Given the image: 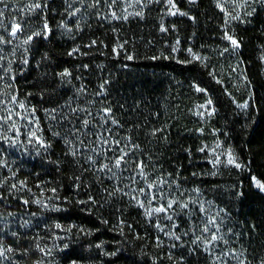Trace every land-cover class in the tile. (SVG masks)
Returning <instances> with one entry per match:
<instances>
[{
	"label": "trees",
	"instance_id": "obj_1",
	"mask_svg": "<svg viewBox=\"0 0 264 264\" xmlns=\"http://www.w3.org/2000/svg\"><path fill=\"white\" fill-rule=\"evenodd\" d=\"M250 1L247 12L251 15L244 14L226 27L216 0H175L187 14L173 20L184 49L193 47L214 60L212 49L225 30L239 41L236 57L241 84L229 80L224 71L216 79L210 64L185 53L175 56L160 39L158 25L151 22L115 27L130 35L128 45L133 48L124 59L115 52L111 27L92 19L70 24L63 0H3L0 11L9 12L7 17L22 27L18 44L23 51L9 56V43L0 44L4 52L0 53L4 57L0 60V117L6 114L7 104L17 110L22 102L49 148L43 155L11 166L0 161V209H20L24 193L47 191L57 195L62 205L58 219L83 226L91 243L107 241L120 264H150L151 234L129 238L114 228L117 209L124 219L141 227L138 208L113 196L103 175L88 169L79 153L65 144L75 140L85 145L100 134L106 146L103 157L118 159L127 153L124 160L135 168L142 163L149 175L168 177L180 186L187 183L209 195L234 222L235 243L247 264H264V191L253 180L264 183V0ZM37 2L41 7L29 11L27 6ZM45 23L46 34L22 44L33 33H44ZM61 24L72 29L78 51L73 52L65 40ZM8 33L9 26L0 30V36L11 40ZM216 65L219 73L221 66ZM65 70L70 75L62 76ZM248 93L246 110L239 109L229 95L244 101ZM205 94L215 112L205 125L195 124L189 107ZM94 103L110 109L111 122L105 126L96 122L91 114L96 113ZM85 117L102 131L91 130L84 124ZM154 130H158L155 135ZM209 138L230 147L242 167L212 168L201 151L203 140ZM125 141L128 148L116 147L115 143ZM29 207L40 209L32 203ZM22 234V228H17V235ZM71 252L76 253L71 258L80 259L78 250ZM154 252L161 257V250ZM190 257V263H197L194 255Z\"/></svg>",
	"mask_w": 264,
	"mask_h": 264
},
{
	"label": "rangeland",
	"instance_id": "obj_2",
	"mask_svg": "<svg viewBox=\"0 0 264 264\" xmlns=\"http://www.w3.org/2000/svg\"><path fill=\"white\" fill-rule=\"evenodd\" d=\"M63 2L68 13L79 9L76 15L68 16L67 20L70 24L76 25L92 19L111 27L115 33V52H121L124 59L127 58L124 54L127 55L133 46L128 45L129 34L122 33L115 27L124 22L129 24L151 22L154 26L158 25V31L161 34L160 39L175 56L178 57L181 53H185L192 58L188 51L191 49L192 53L202 58L201 61L210 64L216 79H221L218 74H223L224 71L227 72L229 80L243 84L236 57L238 48L233 49L230 41L224 38L225 32L232 36L229 31L225 30L224 35L220 37V41L212 49L213 56H216L214 60L209 59L203 52L197 51L193 47L188 46L187 49H184L183 40L179 37V33L174 31L173 20L187 16V14L178 8L175 0L176 9L179 10L176 15L169 14L170 5L166 3V0H151V2L149 0H115V2L113 0H63ZM241 2L242 0H220L225 9L223 11L225 20L226 13L234 14L238 11L241 17L244 16L251 6V1L248 0L247 6L242 9L236 8L235 5ZM2 12L0 30L9 26L10 32L15 21L7 17L10 15L9 12ZM139 12H142L143 15H136ZM113 13H115V17ZM179 13H185L186 15H180ZM125 17L127 18L125 19ZM162 24L166 31H161ZM225 26L228 27L229 23ZM60 27L64 29L65 40L70 42L72 48H74L72 29L63 24ZM169 28L171 31H169ZM20 34L21 31L16 37L11 38L12 43L9 44L11 52L6 53L9 56L23 51H21L18 44ZM174 48L175 51H173ZM1 51L0 53L4 54ZM216 64L221 66L219 73ZM229 95L237 107L247 102L246 108L238 107L239 109L246 110L248 108L250 104L249 93L244 101H238L232 94ZM209 99L208 94L197 96L190 105L188 112L195 124L205 125L215 112L213 103L211 105L207 104ZM201 105L204 107H200ZM99 106L100 104L94 103L93 107H95L96 113L91 114L97 120L96 122H101L102 126H105L112 121V118L109 112L106 113L105 109ZM5 112L6 114L0 117V161L3 162V165L11 166L19 163L21 159L27 160L35 155L47 153L49 145L41 137V130L38 129L35 117L29 110L25 107H19L16 110L9 103L6 105ZM209 113L211 114L209 115ZM9 116H11V119H8ZM86 116L88 117V115ZM95 120L93 121L95 122ZM13 125L19 131L18 139L17 132L10 130ZM87 126L96 132L103 129L99 125L92 127L90 123ZM200 130L198 131L200 132ZM31 132H35L36 136L43 140L48 147H42L35 139H32L30 143L29 133ZM14 139L16 140L15 144L11 143ZM101 139L99 134L96 140L91 141L89 139L90 143L85 145L82 144V141H78L79 145H77L75 140H71L73 143L67 142L65 144L70 147L71 152L79 153L78 156L83 159V164L88 169L94 170L101 176L103 175L112 190L110 192L113 196H120V200L138 208L140 218L143 221L141 227H137L135 223L124 219L122 213L117 209L116 212H113L115 216L114 228L120 236L127 235L129 238H137L136 236L140 234L141 237H144L150 233L152 236L151 245L153 246L151 247L153 251L150 250V247L147 249L150 264H239V260H245V255L238 249L234 239L235 236L231 230L234 222L231 221L227 212L217 202L213 201L209 195L187 183L180 186L168 177H162L159 174L149 175L144 169V175H141L140 169L131 165L130 160H123L121 166L115 168L116 159L112 158L113 156L109 155L106 158L101 155L106 147L104 142L100 141ZM115 145L123 149L129 147V143L126 144V141L123 142V145L120 143H115ZM111 147H113L112 144ZM201 149H203L205 159L208 160L212 168H218L219 166L235 167L227 164L229 150L236 158V163H239L232 149L219 139H204ZM88 157L92 159L89 160ZM217 158H219V163L216 162ZM105 164L111 170L101 171V167ZM149 185H154V187L150 189ZM22 187L25 188V191H30L24 185ZM140 189H144V191L141 192ZM24 194L26 198L21 199L22 206L20 209H0V242H2L5 249L11 247L14 250L7 253V259L0 257L2 264H38V262L39 264H120L115 259L116 253L113 252V255L109 252L110 245L107 241L91 243V235L83 226L67 224L58 219L56 213L62 210V205L57 195L47 191H40L38 194L32 191ZM169 200L178 202L173 205V208L167 214L153 213L151 216L146 215V211L150 208L162 205L166 207ZM37 201H40V203H37ZM137 201L142 202L144 206L140 207ZM29 203L36 204L40 209L32 211ZM184 203L188 205L186 208L181 207V204ZM44 205H47V207ZM169 215L172 217L171 219H168ZM213 219L215 223L209 224L208 221ZM57 224L61 227L57 228ZM157 225H159V228ZM206 225L209 232L203 231ZM17 228H22L24 234L17 235ZM173 233L174 235H172ZM212 233H216L221 239L208 244L206 247L203 241L210 240ZM176 237H179V239H176ZM197 237H200L199 241H197ZM193 241H196V243H193ZM97 245H100V247H97ZM114 245L115 242L111 243V246ZM41 248L45 249V252H41ZM155 249L161 250L159 252L161 257L154 255ZM71 250H78L80 259L71 258L72 254H76ZM49 251L50 255L46 254ZM225 253H229V255H225ZM191 255L195 256L194 260H197V263L189 262L192 258ZM22 259L26 260L22 262Z\"/></svg>",
	"mask_w": 264,
	"mask_h": 264
},
{
	"label": "snow or ice",
	"instance_id": "obj_3",
	"mask_svg": "<svg viewBox=\"0 0 264 264\" xmlns=\"http://www.w3.org/2000/svg\"><path fill=\"white\" fill-rule=\"evenodd\" d=\"M3 0H0V3H2ZM113 2H115V0H113ZM149 2H151V0H149ZM192 2H194V0H192ZM166 3L170 5V8H169V14L171 15H176L177 12L179 11L178 9H176V5L174 3V0H166ZM216 3H217V7L221 9V11H225L224 9V6L220 3V0H216ZM248 4V0H242L241 3H238L235 5L236 8H244L246 7ZM28 10L29 11H33V10H36V9H39L41 7V4L40 3H35V4H32V5H28ZM79 12V9H76L75 11L73 12H70L69 15H76V13ZM180 15H186L185 13H179ZM246 15H251V12H247L245 13ZM3 15V12L0 11V16ZM136 15H139V16H142L143 13L142 12H139V13H136ZM113 16L115 17V13H113ZM127 17H125L126 19ZM241 18V14L240 12L236 11L234 14L233 13H226V20H225V23H230L232 20H239ZM44 28H45V32L44 33H41V32H36V33H33L32 36H28L27 39L23 40L22 41V44L24 45H27L29 44L32 39L35 37V36H39V35H42V34H46V32L49 30L48 29V25L47 23H45L44 25ZM22 31V27L20 24L18 23H15L13 22L12 26H11V31L8 33L9 36L11 37H16L17 34ZM161 31H166V29L164 28L163 24L161 25ZM225 39L229 40L233 49H237L239 48L240 44H239V41L237 39H235L233 36L229 35L227 32H225ZM5 43H12L11 40H6L4 36H0V44H5ZM93 43H95V41H93ZM176 49L174 48L173 51H175ZM75 51H78V49H74L73 52ZM189 53L192 55V60H201L202 58L199 57L198 55L192 53V50L189 49L188 50ZM227 51V49H226ZM69 55H72V53H69ZM4 59L3 56H0V60ZM129 60L132 59L131 56L128 57ZM192 61H188V63H191ZM24 63H27V60L24 61ZM62 76H67V75H70V73L65 70L64 73L61 74ZM197 91H204V89H200L199 87L196 88ZM13 100H15V98H13ZM207 104L208 105H211L212 104V101L209 99L207 101ZM20 107L23 108L24 105L23 103L21 102L20 103ZM200 107H204L203 105H201ZM238 107H242V108H246L247 107V102H245L244 105H238ZM105 112L108 113L110 112V109H105ZM211 113H209L210 115ZM201 115H203V113H201ZM8 119H11V116L8 117ZM89 123V121L86 119L84 121V124L87 125ZM113 123H116V121H113ZM10 130H15L17 132V139L19 138V131L18 129H16L15 125H13L12 129ZM155 131H158V130H154L153 132V135H155ZM29 136H30V140L29 142L31 143L32 142V139H35L37 143H39L42 147H48L47 145L44 144L43 140H41L39 137L36 136V133L35 132H31L29 133ZM4 139H9L8 137H3ZM11 143L15 144L16 143V140H12ZM118 143V142H117ZM201 151H203V149H201ZM73 155H75V153H73ZM127 155V153H123L118 159L115 160V165L114 167L115 168H119L121 166V163L122 161L124 160L125 156ZM89 160H91L92 158L91 157H88ZM217 163H219V158H217ZM227 164L228 165H234L236 168H241L242 165H240L239 163H236V158L232 155L231 151L229 150V152L227 153ZM139 169H140V174L141 175H144L143 173V164L141 163L140 165L137 166ZM105 169H108V170H111L109 169V166L107 164L103 165L101 167V171L105 170ZM115 175V173H113ZM256 186L261 190V191H264V183H261L259 181H257L255 179V177L253 178ZM21 184H23V182H21ZM13 187H15V185H13ZM150 189L154 187V185H149L148 186ZM53 191H55L53 189ZM141 192L144 191V189H140ZM91 199V198H90ZM135 199V198H134ZM94 202V201H93ZM178 201L176 200H169L167 206H160V207H156V208H150L146 211V215L147 216H151L153 213H165L167 214L172 208H173V205L176 204ZM27 203V202H26ZM37 203H40V201H37ZM81 203H84V202H81ZM137 203L139 204L140 207H143V203L140 202V201H137ZM45 207H47V205H44ZM188 205L187 203H184V204H181V207L182 208H186ZM172 217L169 215L168 216V219H171ZM209 224H214L215 221L214 219L213 220H209L208 221ZM57 228H60L61 225L57 224L56 225ZM157 227L159 228V225H157ZM204 232H209V228L208 226L206 225L203 229ZM174 235V233L172 234ZM176 239H179V237H176ZM218 239H221V237H219L218 235H216V233H212L211 234V239L210 240H206V241H203L205 243V246L207 247L208 244H212L214 241L218 240ZM200 240V237H197V241ZM193 243H196V241H193ZM97 247H100V245H97ZM14 250L11 248V247H8V248H4L2 246V242H0V257H3L4 259H7V253H11L13 252ZM41 252H45V249L41 248L40 249ZM46 254L50 255V251L47 252ZM114 255V253H113ZM225 255H229V253H225ZM171 258V257H170ZM0 264H2V262H0ZM39 264V262H38ZM239 264H247L246 260H239Z\"/></svg>",
	"mask_w": 264,
	"mask_h": 264
}]
</instances>
